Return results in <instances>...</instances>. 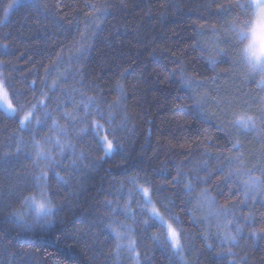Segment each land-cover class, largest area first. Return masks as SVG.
<instances>
[{"label":"clouds","instance_id":"1","mask_svg":"<svg viewBox=\"0 0 264 264\" xmlns=\"http://www.w3.org/2000/svg\"><path fill=\"white\" fill-rule=\"evenodd\" d=\"M0 264H264V0H0Z\"/></svg>","mask_w":264,"mask_h":264},{"label":"trees","instance_id":"2","mask_svg":"<svg viewBox=\"0 0 264 264\" xmlns=\"http://www.w3.org/2000/svg\"><path fill=\"white\" fill-rule=\"evenodd\" d=\"M27 0H22V3H26ZM37 246H40V247H47L48 245L47 244H38ZM55 249H49V251H54Z\"/></svg>","mask_w":264,"mask_h":264}]
</instances>
